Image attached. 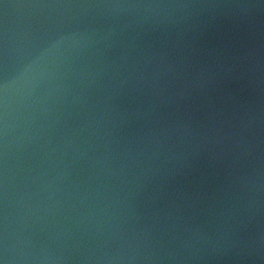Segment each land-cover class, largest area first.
<instances>
[{
	"label": "water",
	"instance_id": "obj_1",
	"mask_svg": "<svg viewBox=\"0 0 264 264\" xmlns=\"http://www.w3.org/2000/svg\"><path fill=\"white\" fill-rule=\"evenodd\" d=\"M0 264H264V0H0Z\"/></svg>",
	"mask_w": 264,
	"mask_h": 264
}]
</instances>
